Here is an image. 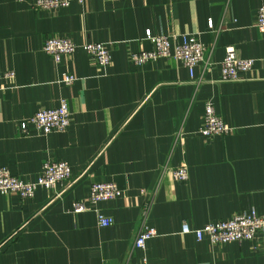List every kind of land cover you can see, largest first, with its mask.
<instances>
[{
    "label": "crops",
    "instance_id": "obj_1",
    "mask_svg": "<svg viewBox=\"0 0 264 264\" xmlns=\"http://www.w3.org/2000/svg\"><path fill=\"white\" fill-rule=\"evenodd\" d=\"M37 1L0 0V74H14L0 79V168L34 183L44 163L65 162L72 177L30 199L0 193V264H264L253 242L182 233L251 209L264 215V35L255 25L264 0H84L51 11ZM148 34L202 42L194 76L173 58L133 64L131 55L153 50ZM53 36L107 44L112 62L100 67L79 48L56 63L43 52ZM229 46L255 61L232 82L220 66ZM65 74L76 81L64 84ZM63 101L67 131L20 135V121ZM208 101L232 133L200 134ZM182 164L187 182L172 176ZM98 183L122 195L92 206ZM79 202L90 209L75 213ZM147 203L158 236L132 251ZM96 209L113 223L100 225Z\"/></svg>",
    "mask_w": 264,
    "mask_h": 264
},
{
    "label": "built area",
    "instance_id": "obj_2",
    "mask_svg": "<svg viewBox=\"0 0 264 264\" xmlns=\"http://www.w3.org/2000/svg\"><path fill=\"white\" fill-rule=\"evenodd\" d=\"M83 2L84 0H39L35 4L36 9L57 10L69 7L73 2ZM256 27L264 35V6L260 7L257 13ZM148 39L154 44L151 51L141 52L131 55V61L135 65H143L159 59H175L181 61L189 70L191 77L194 76L195 68L204 61L206 46L195 36L184 37V41L179 43L170 36L153 37L148 34ZM81 48L100 67H108L112 62L111 50L107 44L89 43L77 46L71 39L61 36L48 37L44 41L43 52L51 57L56 63H61L65 56L72 55ZM255 61L242 59L237 54L235 47L226 48V55L220 63L222 69V80L232 82L238 80L239 73L251 71ZM13 73L0 74V79L13 78ZM76 81V77L65 74L62 82L71 85ZM72 123V114L65 101L53 110L42 109L36 112L29 119L20 121L18 124L21 136H30L31 132L48 135L50 133H62L69 129ZM233 132V128L228 126L217 114L216 108L211 101L205 105L204 125L200 134L205 137L225 136ZM172 176L175 181L187 182L189 180V168L182 164L173 170ZM72 177V170L65 162H46L42 167L38 180L34 183L25 182L13 176L9 169L0 168V193L17 194L24 199L35 196L39 188L55 189L59 185L68 183ZM142 193H146L142 191ZM122 195L121 189L115 183H98L91 187L88 202L96 206L101 202L118 199ZM151 203H147L143 208L142 225L134 241L132 251L145 250L147 242L158 236L157 231L147 225ZM90 209L85 203L75 204V213H82ZM98 221L102 226H110L113 220L105 217L98 209ZM182 233L193 234L198 241L208 240L212 244L225 245L233 242H253L259 249H264V215H259L255 209L248 212L234 215L231 219L219 223H211L201 229L192 230L189 226L183 227ZM261 247V248H260ZM145 258L144 264L147 263Z\"/></svg>",
    "mask_w": 264,
    "mask_h": 264
}]
</instances>
